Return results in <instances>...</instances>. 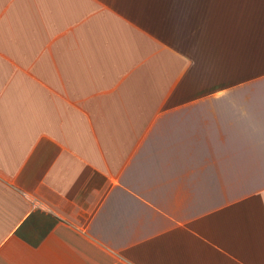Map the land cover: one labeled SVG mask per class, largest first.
Returning <instances> with one entry per match:
<instances>
[{"label": "crops", "instance_id": "0c3cea01", "mask_svg": "<svg viewBox=\"0 0 264 264\" xmlns=\"http://www.w3.org/2000/svg\"><path fill=\"white\" fill-rule=\"evenodd\" d=\"M0 264H264V0H0Z\"/></svg>", "mask_w": 264, "mask_h": 264}]
</instances>
